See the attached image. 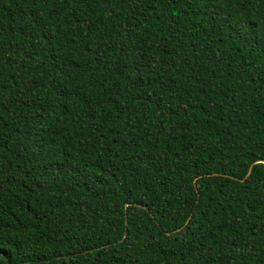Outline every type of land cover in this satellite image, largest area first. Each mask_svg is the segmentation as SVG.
Returning <instances> with one entry per match:
<instances>
[{
  "label": "trees",
  "instance_id": "trees-1",
  "mask_svg": "<svg viewBox=\"0 0 264 264\" xmlns=\"http://www.w3.org/2000/svg\"><path fill=\"white\" fill-rule=\"evenodd\" d=\"M0 264H264V0H0Z\"/></svg>",
  "mask_w": 264,
  "mask_h": 264
}]
</instances>
